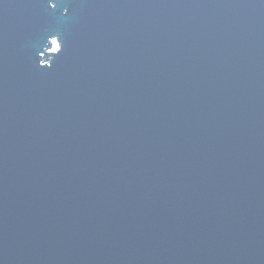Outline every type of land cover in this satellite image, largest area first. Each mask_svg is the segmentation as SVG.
Here are the masks:
<instances>
[{
	"label": "water",
	"instance_id": "1",
	"mask_svg": "<svg viewBox=\"0 0 264 264\" xmlns=\"http://www.w3.org/2000/svg\"><path fill=\"white\" fill-rule=\"evenodd\" d=\"M0 264H264V0H0Z\"/></svg>",
	"mask_w": 264,
	"mask_h": 264
},
{
	"label": "rangeland",
	"instance_id": "2",
	"mask_svg": "<svg viewBox=\"0 0 264 264\" xmlns=\"http://www.w3.org/2000/svg\"><path fill=\"white\" fill-rule=\"evenodd\" d=\"M55 45H56V43H55Z\"/></svg>",
	"mask_w": 264,
	"mask_h": 264
},
{
	"label": "snow or ice",
	"instance_id": "3",
	"mask_svg": "<svg viewBox=\"0 0 264 264\" xmlns=\"http://www.w3.org/2000/svg\"><path fill=\"white\" fill-rule=\"evenodd\" d=\"M54 7V6H53Z\"/></svg>",
	"mask_w": 264,
	"mask_h": 264
}]
</instances>
